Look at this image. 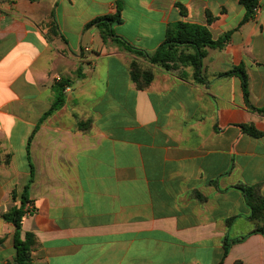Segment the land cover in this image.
Returning <instances> with one entry per match:
<instances>
[{
    "label": "crops",
    "instance_id": "0c3cea01",
    "mask_svg": "<svg viewBox=\"0 0 264 264\" xmlns=\"http://www.w3.org/2000/svg\"><path fill=\"white\" fill-rule=\"evenodd\" d=\"M258 3L242 24L241 0L0 1V264L16 257V228L4 215L22 206L29 143L34 211L23 231L37 238L33 264H219L227 234L246 238L223 264H264V236L251 234L257 223L237 188L264 196ZM118 11L115 34L149 54L179 22L230 40L206 48L199 72L182 61L165 69L88 28ZM134 60L153 73L145 89L132 79ZM241 66L249 103L241 78L225 76ZM61 78L71 83L65 103L40 122Z\"/></svg>",
    "mask_w": 264,
    "mask_h": 264
},
{
    "label": "trees",
    "instance_id": "16d2710c",
    "mask_svg": "<svg viewBox=\"0 0 264 264\" xmlns=\"http://www.w3.org/2000/svg\"><path fill=\"white\" fill-rule=\"evenodd\" d=\"M0 1L10 2L12 0ZM241 4L244 5L247 10L245 19L242 22V24H244L245 22H248L251 19L255 18V12L259 6V3L258 0H241ZM211 20L212 19L209 18V22ZM121 22L122 19L120 11H118V13L114 16H104L93 21L88 25V28L94 25L97 26L104 41L111 39L115 44L119 45L123 49L135 54L138 57H145L149 59L152 64L162 66L165 69L170 68L171 62L182 61L190 62L194 66L196 71L199 72L201 62L207 54L206 48L209 47L222 49L230 40V35L227 34L215 41L212 39V35L208 27L179 22L168 27L164 43L154 54H149L145 51L137 49L128 41L115 34L113 27L117 24H120ZM181 47H191L195 51L194 55L185 56L183 53L179 55V48ZM130 71L132 79L137 84V87L139 89H145L153 80V73L151 71L143 70L140 63L136 60L131 63ZM231 75H237L241 78L245 99L247 103H249V82L244 67L241 66L234 68L233 71L225 74V76ZM82 76V70L79 69L78 77L81 78ZM70 86L71 83L69 81L56 84L57 95L55 102L51 109L44 114L40 122H43L46 118L53 115L56 110L60 109L64 105V91L67 87ZM251 109L255 110L252 107ZM258 111L264 113V109ZM80 127L81 130H86L88 128V123L80 124ZM248 128L254 136L260 135L253 128ZM27 152L31 167V176L21 197L22 206L20 208H13L4 215V219L7 222L12 223L16 228L14 235L16 257L13 264H33L32 253L35 246L37 245V238L35 234L23 231V221L24 218L28 215L25 207L30 202L28 194L32 184L34 183V166L30 159V143L28 144ZM237 188L242 191L247 205L251 211V215L249 217L250 220L257 223V228L251 234H261L264 236V196L260 194L257 187L238 186ZM12 197L13 199L16 198L15 192L12 194ZM231 223L232 220L228 222L229 226L231 225ZM245 238L246 237L231 239L230 235L227 234L223 242V260L219 264H223V261L228 256L232 246L238 242L243 241Z\"/></svg>",
    "mask_w": 264,
    "mask_h": 264
},
{
    "label": "built area",
    "instance_id": "2783aa9c",
    "mask_svg": "<svg viewBox=\"0 0 264 264\" xmlns=\"http://www.w3.org/2000/svg\"><path fill=\"white\" fill-rule=\"evenodd\" d=\"M256 11H257V9H256ZM26 211H27V214H28V215H30V214L33 213L34 208H33L32 204H28V205L26 206Z\"/></svg>",
    "mask_w": 264,
    "mask_h": 264
},
{
    "label": "rangeland",
    "instance_id": "374dc122",
    "mask_svg": "<svg viewBox=\"0 0 264 264\" xmlns=\"http://www.w3.org/2000/svg\"><path fill=\"white\" fill-rule=\"evenodd\" d=\"M141 66H142V68H143V70H147V71H149L148 69H147V67H144L142 64H140ZM66 81H70L69 79H63V78H61V79H59V83H65ZM88 126H89V124H88Z\"/></svg>",
    "mask_w": 264,
    "mask_h": 264
}]
</instances>
